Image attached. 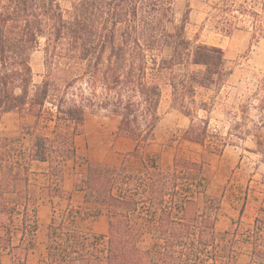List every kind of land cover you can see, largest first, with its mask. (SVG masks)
<instances>
[{
    "label": "trees",
    "instance_id": "obj_1",
    "mask_svg": "<svg viewBox=\"0 0 264 264\" xmlns=\"http://www.w3.org/2000/svg\"><path fill=\"white\" fill-rule=\"evenodd\" d=\"M174 4L0 0V125L9 112L35 117L27 127L33 136L28 146L21 135L0 133V250L10 252L15 264L25 261L39 228L30 189L33 162L48 164L51 192L64 191V164L77 158L76 139L89 112L117 116L118 133L136 140L134 151L142 152L155 138L163 87L169 85L174 107L190 120L186 139L220 152L249 134L245 123L237 121L223 135L201 114L210 106L197 99L198 91H220L231 71L221 47L187 36L186 18L177 19ZM259 4L264 0H220L208 18L226 34L250 22L256 39L264 35ZM37 50L44 52V60L35 82L31 56ZM45 118L53 124L41 134ZM261 128L255 127L254 135L264 157ZM203 169L201 161L179 154L168 170L146 163L131 172L124 164L88 162L87 171L75 178L74 188L85 202L75 211L91 218L106 209L108 233L65 231L53 219L48 225L49 264L78 259L87 264L234 263L238 230H217L221 199L208 193ZM20 181L24 190L18 189ZM144 231L151 234L147 249L138 245ZM249 243L247 264H264V208L254 219Z\"/></svg>",
    "mask_w": 264,
    "mask_h": 264
},
{
    "label": "rangeland",
    "instance_id": "obj_2",
    "mask_svg": "<svg viewBox=\"0 0 264 264\" xmlns=\"http://www.w3.org/2000/svg\"><path fill=\"white\" fill-rule=\"evenodd\" d=\"M219 1L175 0L174 8L179 21L186 18L187 36L199 43L221 47L226 66L231 71L229 79L220 91L204 88L198 91L197 99L209 103L210 106L208 112L203 111L201 114L208 116L211 126L223 135H226L237 121L245 123L249 134L243 139H237L236 144H228L220 152H212L201 144L186 139L185 131L190 125V120L174 107L171 87L164 85L159 110L161 118L156 127L155 138L145 144L142 152L130 151L135 148L133 145H136V140L120 135L119 118L105 110L87 114L84 131L76 139V146L79 154H86L85 140L88 136H93L91 140L94 142V136H97V145L102 144L105 154H116L112 156L114 159L123 158L122 164L131 172L141 171L146 163L156 164L164 170L171 169L177 154L201 161L203 174L208 182V193L221 199L217 230H238V257L231 264H247L252 252L249 231L253 228L256 215L264 208V157L258 151L257 137L254 135L255 127L258 126L262 127L260 131L264 133V35L254 39V28L250 22L227 34L215 29L208 17L213 11V6ZM256 10L260 13V21L264 25V5L259 4ZM165 52L169 53L170 50L166 49ZM43 60L42 50H37L31 56L35 82L41 79ZM34 121L35 117L28 113H6L1 120L0 133L21 135L23 143L28 146L33 136L27 127L32 126ZM52 124L46 118L43 119L38 132H49ZM86 162L84 155L67 161L64 164L66 179L75 181ZM110 163L113 164L114 161L110 160ZM45 169L44 165H35L30 180L31 194L37 201L38 219L41 224L35 237V245L29 249L22 264H49V242L43 231H47L46 225L50 219H54L65 231L73 229L82 233H94L89 225L90 218H83L75 211L85 204L80 202L77 194L73 202L69 201V191L51 192L49 175ZM24 188L25 183L20 181L18 189ZM101 215H107L106 209L103 208ZM101 227L100 220L97 229L100 230ZM3 234V228H0V236ZM15 242H18V237ZM150 243L151 234L144 231L138 245L147 249ZM0 261L1 264H15L13 255L6 249L0 250ZM54 264L64 263L58 261ZM99 264L104 262L100 261Z\"/></svg>",
    "mask_w": 264,
    "mask_h": 264
},
{
    "label": "crops",
    "instance_id": "obj_3",
    "mask_svg": "<svg viewBox=\"0 0 264 264\" xmlns=\"http://www.w3.org/2000/svg\"><path fill=\"white\" fill-rule=\"evenodd\" d=\"M92 137L88 136L87 139L84 142V148H85L86 154H79V150L77 149V151H78L77 157L79 155H84L87 158V162H86V164H84L85 167H84V165H82V172L81 173H84V172L87 171L88 162H99V161H101V162H105V163L110 164V165H116V166L122 165L123 158H122V160L117 159L116 157L114 159L112 156L113 155L115 156L116 154H105L106 152L103 150V147H101L102 144H100V146L97 145V140H95V139H97V136H94V138H95L94 142L91 140V139H93ZM130 145L132 147V144H130ZM133 147H135V145H133ZM134 150H135V148L134 149H132V148L130 149V151H134ZM124 155H127V154H124ZM110 160H113L114 163L111 164ZM37 164L44 165L46 167L45 170L48 171V164L46 162H41V161H34L33 162V170H34V166L37 165ZM76 171H78V170H76ZM74 182L75 181H73L72 179L71 180H67L66 179V174H65V170H64L63 190L64 191H69L68 193H71V197L69 198V201L73 202L74 201V196H75V194H77V196L81 199L80 202L82 204H85L83 193L80 192V191L75 190ZM99 219L101 220V223H102V227L100 228V230L97 229L98 228V221H100ZM51 221L52 220L50 219V221L46 225L47 231L46 232L43 231V235L47 236V242H49L48 225H49V223ZM88 221H89V225H90V227H91V229H92V231L94 233L103 234V235H106L108 233V216L107 215H105V216L104 215L103 216L99 215V216L93 217L92 219L91 218L88 219ZM40 224L41 223L39 222V227H40ZM38 230H39V228H38ZM37 233H38V231H37ZM78 262H83L84 264H87V260L86 259L73 260V261H70V264L78 263Z\"/></svg>",
    "mask_w": 264,
    "mask_h": 264
}]
</instances>
